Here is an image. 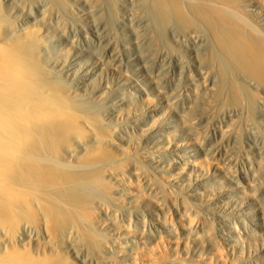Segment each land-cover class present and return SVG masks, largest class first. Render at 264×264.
Instances as JSON below:
<instances>
[{
    "label": "bare ground",
    "instance_id": "bare-ground-1",
    "mask_svg": "<svg viewBox=\"0 0 264 264\" xmlns=\"http://www.w3.org/2000/svg\"><path fill=\"white\" fill-rule=\"evenodd\" d=\"M249 8L0 0V264H264ZM77 33L86 47L63 46Z\"/></svg>",
    "mask_w": 264,
    "mask_h": 264
},
{
    "label": "rangeland",
    "instance_id": "rangeland-1",
    "mask_svg": "<svg viewBox=\"0 0 264 264\" xmlns=\"http://www.w3.org/2000/svg\"><path fill=\"white\" fill-rule=\"evenodd\" d=\"M259 1V2H258ZM262 2V4H260ZM260 2V0H245V4L247 5V8L250 6V7H252L254 10H256V11H259V12H261V13H263L264 12V6H263V2H264V0H262ZM251 4V5H250ZM252 8H249V9H252ZM264 14V13H263ZM78 34V33H77ZM77 34H73V35H71V37H70V39L71 40H69L68 42H65L64 44H63V46H65V47H67V46H69V48H77V47H86V41L84 40V38H83V36H81L80 34H78V36H77ZM76 36V37H75ZM75 37V38H74ZM81 38V39H80ZM75 42H74V41ZM83 41V42H82ZM79 42V43H78ZM74 43V44H73ZM67 44V45H66ZM115 48H116V59L118 60V61H120L121 62V64H122V67H124L123 69H124V72L127 74H131V70H130V65H129V62L127 61V59H126V54L124 53V44H123V41L122 40H120V38H118V39H115V43H113L112 44ZM130 44H127V46H129ZM68 48V47H67ZM73 48V49H74ZM154 49V48H153ZM157 49H160L159 47L157 48ZM155 50V49H154ZM130 51V52H129ZM126 53H131L130 55L132 56L134 53L136 54V49L134 48V47H132L131 45H130V47H129V49H128V51L126 52ZM135 54H134V56H135ZM103 56H105V55H103ZM134 56H132V57H134ZM106 58H103V59H105V60H107L108 59V57L107 56H105ZM189 58V60H191L192 61V58H190V56L188 57ZM124 59H125V61H124ZM124 64V65H123ZM129 66V67H128ZM127 69H129V70H127ZM154 69V68H153ZM154 71V73H156L157 72V70H153ZM173 77V78H172ZM171 78L172 79H174L175 78V76L174 75H172L171 74Z\"/></svg>",
    "mask_w": 264,
    "mask_h": 264
}]
</instances>
